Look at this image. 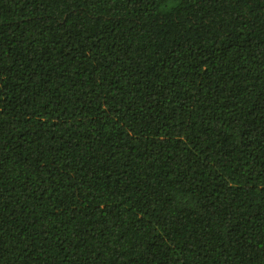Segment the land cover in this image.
<instances>
[{
  "label": "trees",
  "instance_id": "16d2710c",
  "mask_svg": "<svg viewBox=\"0 0 264 264\" xmlns=\"http://www.w3.org/2000/svg\"><path fill=\"white\" fill-rule=\"evenodd\" d=\"M0 264H264V0H0Z\"/></svg>",
  "mask_w": 264,
  "mask_h": 264
}]
</instances>
